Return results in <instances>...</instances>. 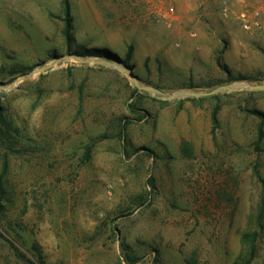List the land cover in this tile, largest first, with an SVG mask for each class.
<instances>
[{
    "label": "rangeland",
    "instance_id": "374dc122",
    "mask_svg": "<svg viewBox=\"0 0 264 264\" xmlns=\"http://www.w3.org/2000/svg\"><path fill=\"white\" fill-rule=\"evenodd\" d=\"M67 4L0 0V264H264V91L78 60L264 85V0Z\"/></svg>",
    "mask_w": 264,
    "mask_h": 264
},
{
    "label": "water",
    "instance_id": "95a60500",
    "mask_svg": "<svg viewBox=\"0 0 264 264\" xmlns=\"http://www.w3.org/2000/svg\"><path fill=\"white\" fill-rule=\"evenodd\" d=\"M70 58H71V56H64L60 59H57L55 61V63H58V62L64 61V60H69ZM78 60L81 62H87L90 64H97V65H102V66L110 67L113 69H117L120 72L126 74L128 76V78H130L132 80V82L136 88L144 90V91L149 92V93H153L155 95H158L160 98H162L164 100L181 99V98H187V97H201V96H208V95H213V94H217V93L229 92V91H234V90H242V89L252 90V91H264V85L263 84H258V85L247 84V85L223 86V87H219V88L215 89L214 91H212L210 93H204V94L181 91V92H178L174 95L166 96L156 88L149 87V86L148 87L141 86L139 78L137 76H135L133 74L132 70L127 66L120 67L119 63H110V62H107L103 59L89 58V59H78ZM47 68H48V66H43V67H40V68L30 72V73L21 75L20 77H18L17 82L24 80L28 76L39 74L40 72L44 71Z\"/></svg>",
    "mask_w": 264,
    "mask_h": 264
},
{
    "label": "trees",
    "instance_id": "16d2710c",
    "mask_svg": "<svg viewBox=\"0 0 264 264\" xmlns=\"http://www.w3.org/2000/svg\"><path fill=\"white\" fill-rule=\"evenodd\" d=\"M64 7H65V12H66V14L68 15V4H67V0H64ZM69 23L67 22V24H66V29H65V37H66V39L69 37V31H68V29H69ZM212 118H213V122L215 123L216 122V118H215V111H214V113H213V116H212ZM3 118L1 117V115H0V122H2L3 123ZM4 166H6V162H4ZM2 174H4V173H2ZM2 177H1V175H0V179H1ZM3 194V191H1L0 190V212L2 211V205H1V195Z\"/></svg>",
    "mask_w": 264,
    "mask_h": 264
}]
</instances>
